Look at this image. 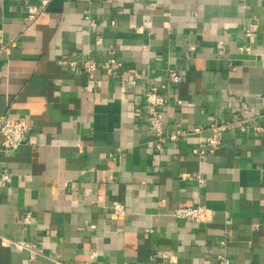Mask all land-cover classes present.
<instances>
[{
    "label": "crops",
    "instance_id": "crops-1",
    "mask_svg": "<svg viewBox=\"0 0 264 264\" xmlns=\"http://www.w3.org/2000/svg\"><path fill=\"white\" fill-rule=\"evenodd\" d=\"M0 38V119L30 127L0 148V264H264V130L225 133L213 152L204 142L241 102L264 129V0H0ZM87 53L120 61V76L59 63ZM151 88L168 97L166 131L202 132L156 151ZM187 207L212 218L173 215ZM17 241L43 256L28 261Z\"/></svg>",
    "mask_w": 264,
    "mask_h": 264
},
{
    "label": "built area",
    "instance_id": "built-area-1",
    "mask_svg": "<svg viewBox=\"0 0 264 264\" xmlns=\"http://www.w3.org/2000/svg\"><path fill=\"white\" fill-rule=\"evenodd\" d=\"M47 1H42L41 6L29 5L26 8V13L23 18L27 24L36 20V18L42 13L43 8L46 6ZM88 20V18H87ZM89 26L94 24L89 22ZM259 23L254 22L246 26L243 30V34L249 40L252 39L253 34L258 30ZM9 43L4 42L0 38V54L8 50ZM63 66H67L73 70L80 69L90 79L94 78L96 71L101 68L105 70L106 74L112 77L120 76L122 64L120 61L106 57L103 62L98 63L94 60L90 54H85L80 61L75 60H61L59 62ZM133 73V72H130ZM166 78L168 83L176 85L180 82V76L172 69L167 71ZM168 103V97L156 88H151L145 95V117L147 125L151 131L153 137V146L156 151H160L163 146L170 142H176L181 137L189 135H197L202 132V128H192L191 130L184 131H166L163 124L162 110ZM138 112V110H137ZM264 117V114L262 115ZM257 116H252L247 104L241 102L239 104V111L237 114L225 122H214L207 127L209 135L205 137L204 142L208 151L213 152L222 147V136L228 132H234L239 134H246L249 128H253L256 133H262L263 127L255 124ZM30 132V127L25 118H5L0 119V148L1 150H17L24 142ZM188 177L187 175L184 178ZM10 180L9 173L4 171L0 175V181L7 183ZM113 209L118 212L121 206L114 205ZM176 218L186 219L197 224H206L212 218V211L203 207H187L179 208L173 212ZM24 225L30 224V216L26 214L23 220ZM12 247L18 252H24L27 255L28 261H34L36 258L43 256L42 250L38 249L35 244L26 241L10 242ZM221 247L224 246V242H220ZM95 254L89 256L90 259L94 258ZM165 256V254H163ZM214 264H230L229 258L219 253L216 255Z\"/></svg>",
    "mask_w": 264,
    "mask_h": 264
}]
</instances>
